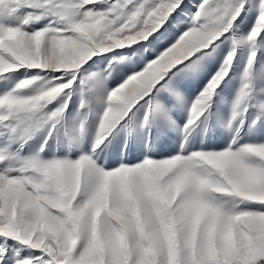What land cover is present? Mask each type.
Wrapping results in <instances>:
<instances>
[{"label":"snow or ice","instance_id":"obj_1","mask_svg":"<svg viewBox=\"0 0 264 264\" xmlns=\"http://www.w3.org/2000/svg\"><path fill=\"white\" fill-rule=\"evenodd\" d=\"M261 48L264 0H0V264H264ZM241 49L229 137L193 150ZM119 131L141 161H105Z\"/></svg>","mask_w":264,"mask_h":264},{"label":"rangeland","instance_id":"obj_2","mask_svg":"<svg viewBox=\"0 0 264 264\" xmlns=\"http://www.w3.org/2000/svg\"><path fill=\"white\" fill-rule=\"evenodd\" d=\"M184 2L188 4L190 8H193L195 3H197V0H184ZM249 27H251V20L246 19L244 23L240 25L237 34L238 35L245 34ZM228 47H229V43L225 42L219 45L217 51L223 49L224 52H227ZM114 51H124V50L117 49ZM102 55H108L110 57L111 63H115L117 60H120L121 64L124 63L123 58L114 57L112 56L111 53L101 54V56ZM246 58H247V50L241 49L236 58L237 61H239V63L233 64V68L235 70L232 73H230L233 79L231 80L229 86L225 88L222 92L220 91V89H217V91L220 94L215 97L214 103L212 105V109H211L212 117L207 120L202 119L198 127L194 131L192 137L193 150L199 148L201 144H203L208 148H220L224 145L225 141L228 139L229 130L224 124V119L229 113L232 100L235 97L237 89L239 87V74L243 68ZM94 59H100V56L94 57ZM108 66L109 65H105L104 70H106ZM92 71H101V69L93 68ZM255 71L264 72V48H261L257 56ZM112 75L114 76V73ZM111 78L112 77H110L109 80V86L113 87L114 85L111 84ZM206 83L207 80L203 78L199 80H193L187 82L183 85L182 92L186 97L190 98L199 91V89L203 86V84ZM165 103L171 106L173 101L171 99L166 98ZM169 114L172 116L174 120H176L177 124L182 126L183 121L187 118L188 109L184 105H177L176 107L171 108ZM94 130H95V121L92 122L90 129V136ZM144 135H145V149H146L147 147L146 133ZM179 139H180L179 132L175 131L171 127L165 126L163 130L160 132V134L157 136L156 147L153 149L152 152L149 153V156L154 159H161L166 156L175 154V151L179 147L178 144ZM174 142L177 143L174 144ZM88 147H90V145ZM102 147H104V145H102ZM56 154L63 155V152L58 151ZM72 155L73 158H75L77 155H79V152H73ZM102 156L105 159V161H119L123 159L125 162H130L133 164L139 162L144 158L140 148V137L134 138L133 136L129 135L126 131L116 132L107 142L106 152L103 153Z\"/></svg>","mask_w":264,"mask_h":264},{"label":"bare ground","instance_id":"obj_3","mask_svg":"<svg viewBox=\"0 0 264 264\" xmlns=\"http://www.w3.org/2000/svg\"><path fill=\"white\" fill-rule=\"evenodd\" d=\"M192 5V4H191ZM187 16V15H186Z\"/></svg>","mask_w":264,"mask_h":264}]
</instances>
